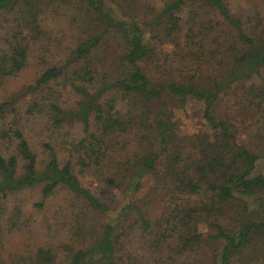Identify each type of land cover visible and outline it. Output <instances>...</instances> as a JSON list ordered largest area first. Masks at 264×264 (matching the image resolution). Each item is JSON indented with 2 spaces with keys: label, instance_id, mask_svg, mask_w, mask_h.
Listing matches in <instances>:
<instances>
[{
  "label": "trees",
  "instance_id": "obj_1",
  "mask_svg": "<svg viewBox=\"0 0 264 264\" xmlns=\"http://www.w3.org/2000/svg\"><path fill=\"white\" fill-rule=\"evenodd\" d=\"M0 264H264V0H0Z\"/></svg>",
  "mask_w": 264,
  "mask_h": 264
},
{
  "label": "rangeland",
  "instance_id": "obj_2",
  "mask_svg": "<svg viewBox=\"0 0 264 264\" xmlns=\"http://www.w3.org/2000/svg\"><path fill=\"white\" fill-rule=\"evenodd\" d=\"M183 129L186 133L190 134L195 128H197V122L195 121L193 114L189 113L187 117L182 122ZM241 137L244 138L248 143L255 144V139L253 137L252 129L246 131H240ZM197 161V155L194 146L188 145L183 154V160L180 163V172L183 177L187 179L194 178V168ZM163 169H165L162 164ZM150 181L144 180L142 184V191L135 193V196H142L149 192Z\"/></svg>",
  "mask_w": 264,
  "mask_h": 264
}]
</instances>
